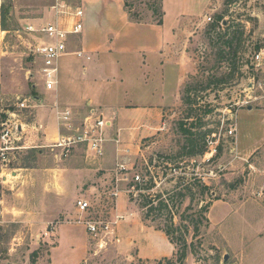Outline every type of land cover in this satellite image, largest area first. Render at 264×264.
Instances as JSON below:
<instances>
[{
  "label": "rangeland",
  "instance_id": "1",
  "mask_svg": "<svg viewBox=\"0 0 264 264\" xmlns=\"http://www.w3.org/2000/svg\"><path fill=\"white\" fill-rule=\"evenodd\" d=\"M55 1L0 0V116L19 112L30 128L28 145L37 147L5 170L0 165V264H180L185 249L183 264H264V66L252 64L264 48V0H123L140 23L172 25L190 13L183 19L192 30L182 43L188 71L164 124H140L141 138L115 143L123 156L112 147L100 161L87 159L82 147L68 158L50 147L56 93L45 89L28 28L51 21ZM93 61L60 60V101L68 92L66 64L81 88ZM19 97L40 98L45 106L18 111ZM40 125L41 134L33 129ZM119 157L132 161L120 177ZM78 200L91 204L88 219L130 217L118 228L121 242L97 247L74 223ZM161 201L168 207L158 208ZM146 231L165 235L173 256L151 258L156 238L144 243Z\"/></svg>",
  "mask_w": 264,
  "mask_h": 264
},
{
  "label": "crops",
  "instance_id": "2",
  "mask_svg": "<svg viewBox=\"0 0 264 264\" xmlns=\"http://www.w3.org/2000/svg\"><path fill=\"white\" fill-rule=\"evenodd\" d=\"M82 7L84 30L71 39L70 54L65 57L85 51L92 57L86 59L94 61L84 70L86 80L81 88L75 84L78 78H74V66L66 64L63 76L68 84L67 95L60 101V77L51 108L55 102L69 107L78 121L88 116L113 120L112 128L107 130L108 141L101 159L104 160L112 147L115 150L114 140L137 141L144 131L138 130L140 124V129L164 124V111L178 104L188 71L182 43L192 30L183 16L190 13H181L178 22L172 25H166L165 21L158 25L132 21L123 0H83ZM96 7L101 8L95 14ZM39 100L36 108L44 107ZM132 117L136 122L129 121ZM54 126L57 136L55 115ZM161 129L160 125L157 130ZM115 152L117 156L124 155ZM151 238H156L147 251L151 258L173 256L175 248L165 235L146 231L144 243Z\"/></svg>",
  "mask_w": 264,
  "mask_h": 264
},
{
  "label": "built area",
  "instance_id": "3",
  "mask_svg": "<svg viewBox=\"0 0 264 264\" xmlns=\"http://www.w3.org/2000/svg\"><path fill=\"white\" fill-rule=\"evenodd\" d=\"M50 17L51 21L37 27L31 25L28 31L36 40L32 53L40 62L39 73L45 89L48 92H57L60 78L59 62L63 57L70 54L71 39L83 32L85 12L81 6H75L69 0H56L51 7ZM208 21H212V19L208 18ZM74 54L79 58L86 57L91 60V57L85 56L80 51ZM252 64L256 69L264 66V48L252 56ZM33 102L37 103L35 99L19 97L15 108L18 111L34 109L36 106L31 104ZM53 111L57 136L56 142L50 147L59 150L61 158L70 157L73 152L81 147L85 148L87 159L100 161L104 157L105 145L108 141L107 130L112 128L113 120L88 116L78 121L71 108L61 106L58 103L54 104ZM33 129L41 134L44 126H35ZM29 131V126L22 121L19 112L9 109L3 112V116H0V165L3 170L9 168L22 151L37 148L28 145L27 135ZM235 132L237 129H232L230 135ZM114 141L115 143L120 142L119 140ZM215 151L211 152L215 153ZM130 161L125 158L117 163L118 177L122 171L128 169ZM120 180L118 178L117 181ZM135 180L140 182L141 178L136 176ZM123 181H127V178ZM120 194L121 191L118 188L114 196L118 198ZM91 207L88 201L78 200L76 211L79 217L74 223L83 227L100 249L107 247L112 241L120 243L121 240L117 235L118 228L130 217L117 214L111 222L88 219L85 214L91 210Z\"/></svg>",
  "mask_w": 264,
  "mask_h": 264
},
{
  "label": "trees",
  "instance_id": "4",
  "mask_svg": "<svg viewBox=\"0 0 264 264\" xmlns=\"http://www.w3.org/2000/svg\"><path fill=\"white\" fill-rule=\"evenodd\" d=\"M127 6V5H126ZM156 12V11H155ZM138 23H140V22H138ZM159 24H162V21H160L159 22ZM149 201V203H151V204H153L155 201H152L150 198L148 199ZM168 207V205H167V203L165 202V201H161L160 202V206H158V208H167ZM170 234H171V232L170 231H168V232H166V235L168 236V237H170ZM172 243H173V241H172ZM186 258H187V253H186V249L181 253V255H180V257L178 258V262L180 263V264H183L184 263V261L186 260Z\"/></svg>",
  "mask_w": 264,
  "mask_h": 264
},
{
  "label": "water",
  "instance_id": "5",
  "mask_svg": "<svg viewBox=\"0 0 264 264\" xmlns=\"http://www.w3.org/2000/svg\"><path fill=\"white\" fill-rule=\"evenodd\" d=\"M35 100L40 102L39 98H35ZM228 259H229V257H228V256H226V257H225V262H227V261H228Z\"/></svg>",
  "mask_w": 264,
  "mask_h": 264
}]
</instances>
